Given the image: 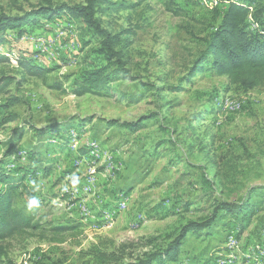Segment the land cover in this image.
<instances>
[{
	"label": "rangeland",
	"instance_id": "1",
	"mask_svg": "<svg viewBox=\"0 0 264 264\" xmlns=\"http://www.w3.org/2000/svg\"><path fill=\"white\" fill-rule=\"evenodd\" d=\"M113 1L124 4L99 15L108 30L125 37L130 73L111 83V97L63 93L34 77L18 83L16 57L53 69L49 82L68 89L106 63L97 52L99 39L68 15L51 22L38 18L21 37L9 30L0 45L1 54H10L0 63V76L17 77L0 94V106L19 99L0 108V119L17 114L0 125V167L12 174L28 171L16 204L39 223L4 241L0 264H81V252L96 242L110 252L127 245L128 260V254L150 249L148 237L163 244L188 220L211 215L218 201L248 199L240 217L222 215L210 229L188 234L178 259L166 264H264V87L245 92L209 67L186 82L227 3L174 0L181 9L174 15L166 0ZM41 3L0 0V15H21ZM118 91L141 98H122ZM110 119L143 124L131 132L108 125ZM12 142L17 147L8 154ZM80 201L97 211L93 218ZM58 226L76 228L53 230Z\"/></svg>",
	"mask_w": 264,
	"mask_h": 264
},
{
	"label": "trees",
	"instance_id": "2",
	"mask_svg": "<svg viewBox=\"0 0 264 264\" xmlns=\"http://www.w3.org/2000/svg\"><path fill=\"white\" fill-rule=\"evenodd\" d=\"M220 1L227 3V7L219 15V24L206 37L204 50L193 60L186 75V82H190L205 67H209L216 75L225 76L229 84L235 85L245 92L264 87V0ZM123 4L124 1L114 2L113 0H81V2L73 4L67 2L57 4L53 0H43L38 8L26 11L21 15L1 14L0 45L8 41L6 32L9 30L16 31L18 36L21 37L25 33L26 26L38 18L51 22L68 15L71 19L84 24L91 31L92 36L99 39L100 45L97 52L106 61L104 65L88 69L81 79L76 81L71 89H68L62 83L49 82V74L53 69L39 65L36 63L35 58L16 57L14 63L20 71L18 83L24 82L28 77H34L41 79L48 88L60 90L63 93L71 92L76 96L85 94L100 97L113 96L115 89H113L111 83L116 79L126 78L130 73L124 51L126 45L123 44L126 39L122 34L108 30L102 24L99 13L100 10L111 13L121 8ZM164 6L174 15L181 12V9L175 5L174 0H166ZM9 55L0 53V63L10 60ZM16 81L17 77L3 73L0 76V94L5 93L10 85ZM118 94L122 98L129 97V100L133 98L139 100L138 98H141L123 91H118ZM18 101V98L7 99L0 108L8 109ZM16 118V113H9L0 119V125L12 122ZM107 124L136 132L141 129L143 121L121 122L118 119H110ZM55 127H58V125ZM50 131H52V128L48 127L46 132ZM39 132L42 133V131ZM14 144L12 142L10 145L8 154L17 147ZM80 154L82 156L87 154V149L81 150ZM27 174L28 171L16 172V174L8 173L0 167V185L2 186L0 188V263L3 256L6 255L4 241L7 238L25 229L36 230L39 228V223L34 220V215L26 212L25 207H18L16 204L21 189L25 186ZM206 182L209 186L214 185L213 181L208 179ZM249 202V199L239 203L218 201L211 215L202 221L188 220L177 231V234L167 235L163 244L157 243L155 237H148L145 243L150 246V249L135 257L130 253L128 254V257H130L128 260L125 259V253H123L127 248L125 244L121 245L120 250L122 249V251L110 252L104 248V244L101 242L92 243L88 249L81 252L83 258L81 264L174 263L180 255L181 247L188 234L200 233L210 229L222 215L233 218L240 217L248 210ZM73 228L76 227L58 226L53 227V230L61 232Z\"/></svg>",
	"mask_w": 264,
	"mask_h": 264
},
{
	"label": "built area",
	"instance_id": "3",
	"mask_svg": "<svg viewBox=\"0 0 264 264\" xmlns=\"http://www.w3.org/2000/svg\"><path fill=\"white\" fill-rule=\"evenodd\" d=\"M37 59H39L40 60V58H38V56H37ZM108 163H109V168L113 171V172H115V163L108 157ZM94 181V175H88V188H89V185H90V183H92ZM107 218L109 219L110 218V215L109 216H107ZM233 242H235V241H231L230 240V243H233ZM229 247H230V244H229Z\"/></svg>",
	"mask_w": 264,
	"mask_h": 264
},
{
	"label": "crops",
	"instance_id": "4",
	"mask_svg": "<svg viewBox=\"0 0 264 264\" xmlns=\"http://www.w3.org/2000/svg\"><path fill=\"white\" fill-rule=\"evenodd\" d=\"M80 202H84V204H83V206H85V207H87V210H89V211H91V214H93V216H92V218L94 217V215H96V213L95 212H97L96 210H90V208L88 207V202L87 201H80ZM96 205V204H95ZM109 208L111 209V206L109 205ZM125 208V207H124ZM119 209H122V208H119ZM99 211L101 212V211H103V210H100L99 209ZM113 224H115V221L113 222ZM94 225H95V223H94Z\"/></svg>",
	"mask_w": 264,
	"mask_h": 264
},
{
	"label": "clouds",
	"instance_id": "5",
	"mask_svg": "<svg viewBox=\"0 0 264 264\" xmlns=\"http://www.w3.org/2000/svg\"><path fill=\"white\" fill-rule=\"evenodd\" d=\"M35 203H36V201H35V200H33V201H32V204H35Z\"/></svg>",
	"mask_w": 264,
	"mask_h": 264
}]
</instances>
